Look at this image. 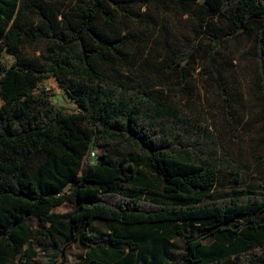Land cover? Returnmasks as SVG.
<instances>
[{
  "label": "trees",
  "instance_id": "trees-1",
  "mask_svg": "<svg viewBox=\"0 0 264 264\" xmlns=\"http://www.w3.org/2000/svg\"><path fill=\"white\" fill-rule=\"evenodd\" d=\"M171 1L206 9L207 74L227 101L216 48L229 35L253 36L264 126V0ZM146 2L0 0V264H63L75 241L88 248L85 264H264V192L211 199L221 166L197 153L194 136L203 131L164 88L126 73L137 64L128 29ZM41 40L46 50L24 51ZM199 42L161 63L163 73L187 82L188 95ZM4 52L14 57L8 67ZM52 76L80 111L35 93ZM94 148L98 162L85 165ZM142 163L159 183L145 181ZM258 163L264 187V150ZM65 202L74 209L54 210ZM96 220L108 228L103 237L89 234ZM175 237L185 242L178 258Z\"/></svg>",
  "mask_w": 264,
  "mask_h": 264
},
{
  "label": "rangeland",
  "instance_id": "rangeland-1",
  "mask_svg": "<svg viewBox=\"0 0 264 264\" xmlns=\"http://www.w3.org/2000/svg\"><path fill=\"white\" fill-rule=\"evenodd\" d=\"M186 10L188 12H185ZM141 12L142 19L132 20L128 29L132 39L128 51L137 59V64L126 73L136 82L142 81L147 86L164 88L172 95L189 123L203 131L194 136L197 153L202 155L204 151V154H212L217 157L221 166L210 198L218 200L264 192L258 163L259 155L264 150V126L261 116L263 106L255 87L258 66L253 50V36L246 32L236 36L229 35L216 48L215 58L222 67L223 81L231 100L227 101L217 82L207 74L205 57L209 52L210 43L206 38L200 37L202 27L210 19L206 16V9L196 2L181 5L171 0H147ZM31 18L36 23L40 22V18L35 14L31 15ZM215 26L221 27L222 23L218 21ZM196 37H199L200 46L196 63L193 65L196 69L189 78L193 93L188 95L187 91L182 89L187 82L180 83L178 78H172L160 68L166 55L174 49L185 48L189 41ZM47 47V40H41L25 43L23 48L30 54H39ZM3 61L8 67L14 62V57L4 52ZM34 91L48 92L52 103L67 113L80 111L79 105L68 96L54 76L40 82ZM2 102L0 98V106ZM97 151L101 152L99 149ZM90 156L85 165L88 162H98V157ZM139 169L145 174V181L156 184L160 182V178L146 163H142ZM73 209V205L68 202L54 208L60 213ZM88 230L93 237H103L108 233L107 226L99 220L93 222ZM197 231L195 226L189 228L190 234ZM172 243L173 258H178L185 252L184 239L175 237ZM87 250L85 245L75 241L68 246L65 256L60 260L63 264H85Z\"/></svg>",
  "mask_w": 264,
  "mask_h": 264
},
{
  "label": "built area",
  "instance_id": "built-area-1",
  "mask_svg": "<svg viewBox=\"0 0 264 264\" xmlns=\"http://www.w3.org/2000/svg\"><path fill=\"white\" fill-rule=\"evenodd\" d=\"M97 150H98V149H95V148H94V149H91V151H90L89 154H90V155L92 154V155H91V156L88 155V157L90 156V158H96V157L99 155V153H98Z\"/></svg>",
  "mask_w": 264,
  "mask_h": 264
},
{
  "label": "crops",
  "instance_id": "crops-1",
  "mask_svg": "<svg viewBox=\"0 0 264 264\" xmlns=\"http://www.w3.org/2000/svg\"><path fill=\"white\" fill-rule=\"evenodd\" d=\"M3 101V100H2ZM3 103V102H2Z\"/></svg>",
  "mask_w": 264,
  "mask_h": 264
}]
</instances>
